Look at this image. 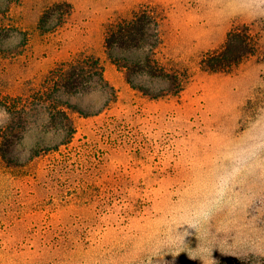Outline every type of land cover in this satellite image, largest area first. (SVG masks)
<instances>
[{"label": "rangeland", "instance_id": "rangeland-1", "mask_svg": "<svg viewBox=\"0 0 264 264\" xmlns=\"http://www.w3.org/2000/svg\"><path fill=\"white\" fill-rule=\"evenodd\" d=\"M57 3L71 7L65 23L40 31ZM142 7L161 17L157 58L190 71L178 97L142 96L104 53V26ZM242 26L255 53L201 71ZM0 46V100L82 52L116 93L101 114L73 115L58 150L0 159V264H264V0H12Z\"/></svg>", "mask_w": 264, "mask_h": 264}, {"label": "trees", "instance_id": "trees-1", "mask_svg": "<svg viewBox=\"0 0 264 264\" xmlns=\"http://www.w3.org/2000/svg\"><path fill=\"white\" fill-rule=\"evenodd\" d=\"M11 3L12 0L0 6V15L7 12ZM70 12L68 3L48 7L38 21L39 30L49 32L61 27ZM160 20L153 8L142 7L133 11L130 18L107 23L103 32L107 59L133 90L150 100L178 97L191 77L187 67L163 64L157 58L162 44ZM23 37L21 47L27 41L26 35ZM257 46L256 36L242 26L229 32L221 47L203 53L198 67L208 73H231L255 53ZM28 87L25 94L0 100V107L9 118L7 124L0 126V159L7 165L30 162L68 144L76 131L73 115H99L116 99L99 60L84 52L57 63ZM17 146L23 148L19 154Z\"/></svg>", "mask_w": 264, "mask_h": 264}]
</instances>
